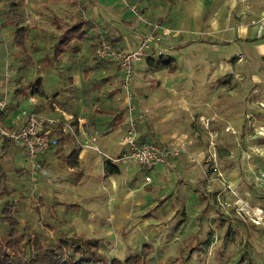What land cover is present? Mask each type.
Returning a JSON list of instances; mask_svg holds the SVG:
<instances>
[{"label": "crops", "instance_id": "1", "mask_svg": "<svg viewBox=\"0 0 264 264\" xmlns=\"http://www.w3.org/2000/svg\"><path fill=\"white\" fill-rule=\"evenodd\" d=\"M101 1L103 0H76L74 2L30 0L27 3V0H22L16 15L9 12L10 6L4 8L0 6V29L5 30L6 28L4 36H8L14 44L12 49L17 61L27 60L28 63L35 57L36 50L48 48L41 58V63L46 68L40 69V74L33 81H29L33 84L36 79H39L44 95L33 94L31 89L24 90L27 82L22 84L19 79H14L9 85L11 86L8 88L10 95L15 99L26 92L27 108L49 117L68 118L79 139L96 136L95 142L101 150L108 155L118 154L122 150L118 140L124 134L127 126L126 112L121 120L112 124L110 120V114L116 113L112 109L115 110L116 106L122 107L118 83L120 71L116 63L108 61L105 64L102 63V67L99 65L100 77L94 83L89 81L87 84L86 81L89 79H86L84 70L89 71L88 68H91L95 62L90 60V56L80 61L81 71L80 77L77 79L72 75L59 77L61 71L58 69L60 67L64 69L70 65L74 67L76 61L73 63V58L75 57L69 59V53L76 56L80 53L85 41L90 46L92 41L96 42L98 38L104 37L106 40L114 38L118 40L114 43L116 46L134 49L139 38L148 30L145 22L155 21L164 27L168 26L174 32L162 36L158 48L162 52L159 54L160 58H170V64L168 66L159 64L157 61L159 55L151 56L155 59L154 62L146 57L135 67L136 72L131 85L135 113L137 114L139 110L146 111L143 118L138 119L136 123L137 137L141 135L150 142H160L166 148L185 147V151L180 155L169 157L166 166L158 165L152 170H156L154 180H157V175L161 177V174H164L161 171L166 167L172 170V173L177 172L180 182L185 183L186 187L191 185L193 187L189 178L182 175V173L187 174L189 168L202 175L201 184L204 185L207 180L205 174L216 176L215 172L211 170L215 165L224 172L222 180L225 181L226 178L238 185L239 178L242 176L230 175L231 167H222L220 151L226 142L224 135L229 134L230 136L231 133H233L232 139L238 142V145L234 147L242 152V156L247 159L252 158L251 155L254 153H263L264 151V144L256 143L253 147L248 143V139L255 137L253 131L252 134L251 131L244 133L245 121L249 122L248 126L252 122L253 124L256 122V126L259 127L263 125H260V119L263 118L264 112V91L260 75L264 71L260 66L264 64V61L261 62L260 58L264 57V44L253 41V35L249 34L253 27V30H256L255 22L264 17V0H141L140 9L143 21L138 20L120 1L118 3V0H114L115 3L107 0L103 3ZM186 2L190 4L188 8ZM26 3L27 5H25ZM64 3H67L70 10L76 12L72 14L78 16L77 20L66 19L63 12ZM214 3L217 5L216 10L211 8ZM31 8L35 12H32ZM70 10L65 12L69 14ZM211 11L212 16L208 14ZM19 25H22L21 27H24L27 32L26 53H19L15 43ZM72 26H80L79 29L83 31V34L77 36V32H75L70 49H66L60 55L61 59L54 60L52 64L48 65L45 58L49 55L52 56L53 44L63 34L64 29ZM253 34L256 36L255 32ZM261 36L264 39V28ZM261 36L257 35L256 37ZM49 38H51L50 45L48 43L49 46H46L45 41H49ZM246 44H249V50ZM88 49L89 54H92L90 47ZM223 58L226 63H223ZM233 58H236V62ZM32 61L30 64L34 66V61ZM90 61H94L91 66L87 65ZM110 66L114 68L113 73L110 72ZM34 68L36 69L35 66ZM56 74L61 82H67L72 86L62 88L47 85L49 82L45 80V75L51 77L54 82ZM243 74H249L246 75L249 80L247 88L239 83ZM108 75H112V77L105 82H100L102 77ZM29 97H32L34 101L31 102ZM2 101L3 99L0 98V102ZM108 107L112 109H108ZM4 108L0 109V113L6 119L2 123L0 122V129H16L21 118H12L10 112L4 114ZM98 110L110 113H102L108 119L109 125L106 130L94 129L89 126L90 120L100 115ZM113 138L115 149L118 150L116 153L106 146V139ZM7 139L0 135V151L5 153L9 148H13L18 154L17 156L23 159L22 147L11 139H8L11 140V146L8 147ZM212 140L218 141L220 145L216 146V150L211 151L207 147V142ZM63 143L61 147H52L38 155L37 162L41 170L47 168L53 170L55 163L64 159L65 172L67 170L69 175L59 181L66 182L65 185L69 189L72 185L80 186L84 182L91 185L98 182L102 189L110 190L106 184L112 181V177L116 173L106 174L102 157L98 153L79 147L73 137L67 138ZM73 150H75V155L73 154L75 162L70 165L66 161V157ZM224 155L229 156L228 152ZM2 158L4 157L0 155V159ZM206 160L210 161L207 168L205 167ZM176 165L178 166L175 167ZM251 165L247 163L253 176L257 174L255 170L261 168L254 169ZM182 168L185 169L182 170ZM93 171L99 172V179L93 177ZM147 174L146 172L145 175ZM217 178L219 179V177ZM150 182H152V178L144 184L151 186ZM95 187L98 186H92L89 190H93ZM199 190L201 189L199 188ZM39 196L43 198L44 195L40 194ZM2 202L0 201L1 205ZM185 216L182 218L183 220ZM174 222L176 221L171 223L174 224Z\"/></svg>", "mask_w": 264, "mask_h": 264}, {"label": "rangeland", "instance_id": "2", "mask_svg": "<svg viewBox=\"0 0 264 264\" xmlns=\"http://www.w3.org/2000/svg\"><path fill=\"white\" fill-rule=\"evenodd\" d=\"M107 1L114 2V0ZM119 1L118 3L121 2ZM28 2L30 0H27ZM215 3L211 6L214 10L217 8ZM63 5L66 19L69 21L77 20L78 16L76 17L75 14H72L76 12L70 10L67 7V3ZM0 6L4 8L9 7L10 4L6 0H0ZM189 6L190 4L186 2V7L188 8ZM125 8L128 9L127 7ZM182 8H184L183 5ZM32 9L31 11L35 12ZM68 9L70 10L69 14L65 12H68ZM208 14L212 16L213 13L211 11ZM231 18L234 17L231 16ZM261 19L259 18L255 25L262 21ZM19 26L21 27L22 25ZM253 28L249 34L253 35L254 38L252 40L264 44L262 36L256 37L257 35L253 34V32L256 34V30H253ZM5 31L6 28L5 30L0 29V98L6 102L3 113L7 114L10 112L9 114L12 115V118L18 119V117H21L19 114L20 110L28 106V100L25 98L26 92L13 99L14 97L10 95V91L8 92V88L11 87L9 85L14 79H19L22 84L33 81L40 74L39 70L46 68L42 65L41 58L44 51H48V48L36 50L35 57L31 59L34 61L32 62L37 69L36 71L34 66L30 64L31 60L28 63L26 62L27 60H16L17 57L12 49L14 44L8 36H4ZM48 40L45 41L46 46L50 45L51 38ZM246 47L249 50V44H246ZM88 48L89 45L85 41L80 53L76 56L74 54L72 56L69 53V59L75 57L73 58V63L76 61L74 67L73 65L64 69L60 67L58 69L61 71L59 77L68 75L76 76V79L80 77V61L86 59L87 56H90V60H93V55L89 54ZM199 57L201 56L199 55ZM233 60L236 62V58H233ZM260 60L263 62L264 57L262 56ZM222 61L226 63L224 58ZM90 62L87 65H93L94 61ZM99 65L101 64L94 62V65L88 68L89 77L86 79L89 80L86 81V84L89 81L94 83L98 80L101 73L98 68ZM260 68L264 71V64H261ZM109 69L113 73L114 68L110 66ZM246 75L243 74L239 80L240 82L238 81L245 88L249 84L247 79L249 74ZM56 76L53 82L51 77L45 75V80L49 82L47 85L62 88L64 86H72L67 82H61L57 74ZM260 78L264 91V73H261ZM98 86L100 87L101 85ZM5 119L4 117L3 121ZM260 122V125H263L259 127L256 126V122L255 124L252 122L248 126L249 122L245 121L244 133L251 131L252 134L253 131L255 135L254 138L248 139V143L253 147L256 143L264 144V112ZM232 135L233 133L230 136L229 134L224 135L226 142L220 152L222 155V167H231L230 175L242 176L239 178L240 183H237L238 185L226 180V178L225 181L222 180L223 170H220V172L222 171L220 180L215 175L205 174L204 176L207 177V180H205L204 185L201 184L202 175L200 173L193 172L189 168L187 174L182 173L183 176L185 175L189 178V181L194 185L193 187L196 186L198 189H203L207 197L206 201L205 199L200 201L199 193L196 195L192 185L186 187L185 183L180 182L178 173L175 171V173H172V170L166 167H164L165 171H161V173H164L161 174V177L157 175V180H154L156 170L147 172L152 178L151 186L144 184L146 172L136 162L131 160L126 161L125 164L116 163L118 172L112 177V181L106 184L110 190L102 189L98 182L93 183V185L84 182L80 186L78 184L72 185L69 189L65 185L66 182L59 181V179L64 180V176L68 177L69 175L67 170L65 172L64 159L56 162L53 170L52 168L41 170L39 165L34 169H30L26 158H19L13 148H9L5 153L0 151V155L4 157L2 158L3 161L0 159V201H17L22 225L26 222V219H30L33 224L31 227L34 231H37L36 219L41 217L54 228L58 225L59 229L63 231L72 229L83 235L101 238V243L104 244L103 250L110 259L115 257L124 260L128 258V255L138 253L141 257H144L143 264L167 263L173 256L184 255L187 246L190 245L188 251L191 250V247L195 251L189 263L225 264L228 261L227 264H233L234 262L231 261L230 257L233 256L232 259L235 260L236 251H239L240 247H245L244 240H247L246 251L252 258L250 264H264V195L261 192V188L254 184V176L256 174L252 176L250 168L247 166V163L249 165L252 164L251 166L254 169H257L256 167L261 168L260 170H255L257 173L264 172V151L263 153L253 152L252 158L247 159L242 156V152H239L234 147L238 145V142L232 139ZM113 140L114 138L111 140L106 139V146L109 150H113V153H116L118 150L115 149ZM156 143L164 146L160 142ZM217 145L219 146L220 144L215 140L207 142V147L211 151L216 150ZM225 151L228 152L229 156L226 157L224 155ZM206 161L205 167H208L210 161ZM260 164L261 166H259ZM184 169L182 168V170ZM92 175L99 179V172L93 171ZM225 176L227 177V175ZM92 186L98 187L89 190ZM40 194L44 195L40 200L45 202V204L41 203L36 210L35 207L38 204L37 199ZM196 198L197 200H194ZM206 202L209 205L206 210L208 214L200 211ZM1 207L0 203V214ZM183 208L186 215L184 220L181 218ZM52 213H55V215L51 216ZM253 218L255 221L252 220ZM172 221L176 222L172 224ZM3 224L0 217V233H3L1 232L4 229ZM44 231L47 230L44 228ZM53 233L51 232V234ZM207 242L208 244H206ZM144 243L148 245H143Z\"/></svg>", "mask_w": 264, "mask_h": 264}, {"label": "trees", "instance_id": "3", "mask_svg": "<svg viewBox=\"0 0 264 264\" xmlns=\"http://www.w3.org/2000/svg\"><path fill=\"white\" fill-rule=\"evenodd\" d=\"M10 4L9 12L11 11L12 14L16 15V11H18L20 2L22 0H6ZM51 1H62V0H51ZM63 1H71L74 2L76 0H63ZM80 26H72L71 28H66L63 31V34L60 35L57 42L54 43V50L52 56H46V63L48 65L52 64L54 60L61 59L60 55L64 53L66 49H70L72 37L75 32H77V36L83 34V31L79 29ZM18 37L15 40L19 53H26L27 52V42L26 36L27 32L24 27H20L17 30ZM112 43L117 42V39L109 38ZM95 41L93 40L90 47L92 50L93 55V47L95 45ZM158 57L159 64L163 66H168L170 64V58L162 59ZM148 59L154 62L155 59L152 57H148ZM93 60L98 64L107 63L104 61H98L95 56L93 55ZM85 76H89V71L84 70ZM111 76L102 77L100 82H105ZM24 90L31 89L33 94L44 95V91L39 84V79H36L33 84L29 81L26 83V87L23 88ZM111 107H108V109ZM105 109V108H104ZM112 109V108H111ZM116 113L114 115L106 112L105 110H98L99 116L96 118H92L89 122V126L98 129L106 130L107 126L109 125L107 122V117L102 115V113L110 114L111 124L115 121L121 120L124 115V108L123 106L119 107L116 106L115 110ZM4 115L0 113V122H3ZM143 118V117H142ZM95 123V124H93ZM50 136H57V141L55 145L49 147L48 150L52 149V147H61L64 141L67 138H72L69 133H64L60 127L53 126L50 132ZM7 139V138H6ZM9 139V138H8ZM7 139V140H8ZM138 142H150L145 140L141 135L136 137ZM154 143V142H153ZM8 147L11 146V140H8ZM75 150L69 153L66 157V161L70 164H74V154ZM74 154V155H73ZM104 170L106 174H113L117 173V165L116 163H112L109 160H103ZM194 191L199 193V199L202 201L207 197L205 196L204 192L201 190L199 191L198 188H194ZM199 191V192H198ZM11 192V190H10ZM262 192V190H261ZM263 193V192H262ZM37 206L35 209H38V206L43 203L40 200V197L37 199ZM209 207L208 203L206 202L205 206L202 207L200 210L201 212H205L208 214L207 208ZM30 211H32L30 209ZM33 212V211H32ZM182 216H185L184 209H182ZM55 213H52L51 216H54ZM0 217L2 218L4 229L0 233V264H143V258L140 254L136 253L135 255H128L126 259L115 258L110 259L108 258L107 254H105L103 250L104 244L101 243V238H95L87 235H83L79 232L73 231L70 229L69 231H63L59 229L60 227H53L49 223H47L44 219H36V229L34 231L31 226L30 219H26V222L22 225V222L19 217V207L18 202L11 200V201H4L1 207V214ZM223 221V219H221ZM222 224V223H220ZM44 228L47 231H44ZM51 232L53 234H51ZM231 233V232H229ZM245 243V244H244ZM243 248H239V251H236V258L233 260V256L230 257L231 261L234 262L233 264H250L252 258L246 251V246L248 244L247 240H244ZM208 244V242L206 243ZM143 245H148L144 243ZM188 247L186 249V253L184 255H176L173 256L171 260L167 263L158 262L156 264H193L189 263V260L194 255L195 249L191 247V250L188 251ZM185 248V247H184ZM143 250V249H142ZM146 251V250H143ZM234 253V252H233ZM240 258V259H239ZM228 263V261H227ZM225 262V264H227Z\"/></svg>", "mask_w": 264, "mask_h": 264}, {"label": "built area", "instance_id": "4", "mask_svg": "<svg viewBox=\"0 0 264 264\" xmlns=\"http://www.w3.org/2000/svg\"><path fill=\"white\" fill-rule=\"evenodd\" d=\"M121 4L128 8L131 13L138 19L143 21L141 14L140 3L141 0H120ZM262 21L256 23V35L261 36L264 28V17ZM145 22V21H144ZM148 30L144 33L134 49H126L116 46L110 40L104 38L98 39L93 47V55L98 61H112L115 62L120 71L119 89L120 99L123 108L126 112V130L119 138L122 150L116 155H108L99 148L95 142L96 136L79 139L73 124L68 118L63 119L59 117H49L31 108L23 107L19 114L21 120L14 130L0 129V135L11 139L14 143L22 147L24 158L28 163L30 169L38 166V155L44 153L56 144L57 137L50 136L53 126L60 127L63 132H69L74 138L75 142L84 149L98 153L103 160H109L112 163H123L126 161L136 162L145 172L152 171L158 165L168 164L169 157L178 156L185 151L183 146L164 147L156 142H138L137 126L138 119H141L145 112L139 110L136 114L134 111L133 97L131 85L135 76L136 66L146 57L161 54L159 43L162 36L174 32L168 26H162L160 23L150 21L145 22ZM31 102L34 101L32 97L28 98ZM6 102H0V109H3ZM216 176L220 178L221 172L215 165L212 166ZM222 178V177H221ZM151 176L145 175L144 181L149 182ZM255 185H258L264 195V172H259L254 176ZM261 212L262 210L259 209ZM252 220L255 221L253 218Z\"/></svg>", "mask_w": 264, "mask_h": 264}]
</instances>
